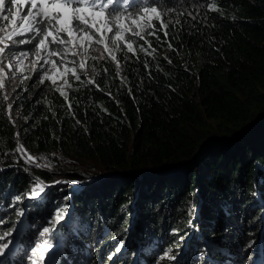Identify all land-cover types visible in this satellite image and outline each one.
Segmentation results:
<instances>
[{
    "label": "trees",
    "instance_id": "trees-1",
    "mask_svg": "<svg viewBox=\"0 0 264 264\" xmlns=\"http://www.w3.org/2000/svg\"><path fill=\"white\" fill-rule=\"evenodd\" d=\"M148 2L177 13L126 51L123 67L103 61L66 96L31 78L17 90L19 131L2 104L0 212L35 178L45 186L5 225L23 220V246L33 222L47 223L42 252L53 264H145L165 234L174 235L167 257L187 248L180 264H264V194L254 187L256 174L264 192V0H215L217 10L211 0ZM17 138L26 152L74 162L35 170ZM119 241L127 249L108 258ZM21 250L9 263L24 260ZM167 257L160 264H174Z\"/></svg>",
    "mask_w": 264,
    "mask_h": 264
},
{
    "label": "snow or ice",
    "instance_id": "snow-or-ice-1",
    "mask_svg": "<svg viewBox=\"0 0 264 264\" xmlns=\"http://www.w3.org/2000/svg\"><path fill=\"white\" fill-rule=\"evenodd\" d=\"M116 2L117 0H0V89L5 87V67L11 73L9 78L14 79L16 77L15 69L17 64H22L23 59L27 58L30 54L28 51L21 50L18 53L13 51L18 45H32V54L40 57V60L43 62L40 65V69L34 70H42L44 75H47L51 71V68H44V64L52 63L53 66H56L55 62L50 60L51 57H57L60 66L76 63L75 60H67L69 53L68 45H72L71 54L73 56H85L89 54L94 42L104 44V51L110 52L111 50L105 42L106 32L111 34L108 38L114 46L119 47L118 41L124 40L127 51L133 52L132 37L139 36L140 39H145V37L132 29L128 38L125 39V36L122 35L123 24L112 25V20H117L123 15L111 10V6ZM211 4L212 10H217L215 8V0H211ZM161 7L158 4L157 6L147 5L142 8L144 14H150L144 17L146 23L141 26L143 29L152 28V31L147 33L148 35H156L157 29L155 25L150 23L153 18L161 21V28H167V24L162 21V15L172 9H164L162 12L159 10ZM13 8L17 10L15 13L13 12ZM21 8L25 10L21 12ZM137 11H141V9H137ZM9 25H11L10 29ZM164 35L167 37L166 31ZM24 37L27 38L25 39ZM85 42H87L88 46H85ZM145 43L149 42L145 40ZM168 46L171 47V44ZM77 47L81 48L82 52L76 51ZM92 50L100 51L98 48H92ZM140 50L144 51L142 47ZM41 53H44V55H41ZM87 58L96 59L97 57L88 55ZM36 63L38 61H33L34 65ZM79 67L80 69H84L85 63L83 61L80 62ZM65 72H71L77 81L80 80V76L76 75L74 67H65ZM49 79L52 78L49 77ZM40 83H44L43 78H40ZM52 83L55 84L56 80L52 79ZM64 83L68 84V81L65 80ZM69 87H71L70 84ZM57 91H60L62 96H66L61 89H57ZM4 99L7 100L8 97L5 95ZM16 151H22V146L18 147ZM24 158L26 163L35 164L36 167H49L48 164L41 165L38 163V159L41 158L32 157L30 154H25ZM44 191L45 186L43 182L36 180L31 191L27 194V198H39ZM15 200L19 202L21 196H16ZM63 211L64 209L61 208L57 212V221L61 218ZM22 214L20 213V215ZM49 231L50 229L45 227L41 236ZM10 235V232H0V255H3L5 249L9 247L11 241L8 237ZM42 249L44 251L47 250L44 244L37 245L32 249V256L37 257L39 253V259L42 260ZM119 250L117 248L116 251L118 252ZM170 251L171 249H169ZM167 255L165 253V256ZM169 258L175 259V257ZM32 264H36L35 259H33Z\"/></svg>",
    "mask_w": 264,
    "mask_h": 264
},
{
    "label": "rangeland",
    "instance_id": "rangeland-1",
    "mask_svg": "<svg viewBox=\"0 0 264 264\" xmlns=\"http://www.w3.org/2000/svg\"><path fill=\"white\" fill-rule=\"evenodd\" d=\"M147 1V5H151L148 1L151 0H146ZM162 1V0H159ZM119 7H116V9L111 8L112 11L114 12H119L122 13L123 15H121L119 17V19L117 20H112V25L115 26L116 24H123V29H122V35L125 36V39L128 38V35L130 33V31L132 29H134L135 31L139 32L140 35L144 36L146 38V35H148L147 33L151 31L152 28H147V29H143L141 26L143 24L146 23V20L144 19V17H146V15H150V14H144L142 12V5L144 0H141V5L134 6L135 4V0H119ZM137 9H141V11H137ZM164 9H168L166 7L160 8L159 10H161L162 12L164 11ZM25 9L21 8L20 11L23 12ZM17 10L15 8H13V12L15 13ZM177 12L172 9L171 11H167L166 14L162 15V21L164 23H166L167 25H169L168 23L170 21H172V19L174 18V15ZM132 14V15H130ZM150 23L152 25L159 23L161 25V21L160 20H156L155 18H153ZM11 28V25H9V29ZM7 31V30H6ZM109 36H111L110 33H105V42L108 44L109 49L111 50L109 51H104V44H100V43H93L92 44V48H98L100 51H94L92 50V48H90V52L89 54H86L85 56H73L71 54L72 52V45H68L69 47V53L67 55V60L68 61H72L75 60L76 63L75 64H71L68 63L64 66H60L59 61L57 59V57H51L50 60L55 62L56 66H53L52 63H48V64H44L43 67L44 68H51V71L48 72L47 75H44L43 71H35L34 69H40V65L41 63H43L40 60V57H37L36 55L32 54V46L31 45H18L15 49H13V51H16L17 53L19 51H28L30 54L27 58L23 59L22 64H17L15 72H16V77L14 79H10L9 77L11 76V73H9V70L7 67H5V73H6V77H5V87L3 89H0V111L2 110V104H5V116L6 118L10 121V123L15 127V129L17 131H19L20 129V122H22V124H24L25 122H27V118L23 115L21 108L17 105L16 107L14 106L15 103L17 102L15 99L18 97L19 93L17 90L20 88V90H23L24 86L26 85V83L33 78L36 81H40V78L46 79L48 81L52 82V79L56 80L55 85L61 89L66 95L68 93V91L70 90L69 84L72 86L73 82L76 80L75 77L72 75L71 72H65V67L67 68H75L76 70V75H82L85 76L89 79H93L94 76L97 75L98 73V67L99 65L103 62V61H108L110 63H114V66L119 69L121 67H123V62L122 59L124 55V53L127 51V46L124 40L118 41V45L119 47L114 46L111 43V40L108 38ZM25 39L27 37H24ZM132 41H133V45L135 44H141L142 40L139 38V36H133L132 37ZM85 46L87 45V42H85ZM76 51H81L82 49L77 47L75 49ZM41 55H44V53H41ZM90 55L92 57H97L96 59H90L87 58V56ZM114 57V58H113ZM121 57V58H120ZM126 57V56H125ZM33 61H38V63H36L35 65L33 64ZM84 62L85 63V68L84 69H80L79 64L80 62ZM21 69H23V71H21ZM49 77H51L52 79H49ZM67 80L68 84H65L64 81ZM5 95L8 97L7 100L4 99ZM21 140L19 138H17V148L22 146ZM16 154L19 155L20 157H22L25 160V154H30L32 157H36V158H41L38 159V163H40L41 165L43 164H48L49 167H36L35 164H28L29 167H32L35 170L38 169H42V170H53V167L55 166V163L58 161V164H62L64 166L68 165V163L74 162L70 159H65V157L63 156V154L58 152V156L55 157H44L42 155H35L33 153H29L26 152L23 148L22 151L17 152ZM79 167L80 164H75V165H71V167ZM15 167V166H14ZM256 167L260 168V165L258 163H256ZM255 167V168H256ZM262 167V166H261ZM264 169V167H262ZM256 171V169H255ZM38 180L37 178H35V181ZM58 183V184H57ZM56 184H54L55 186L57 185H63L64 183H66V179H59L57 181ZM75 186L79 187L80 185H83L82 183H76L74 184ZM34 185H30L29 190L31 191L32 187ZM254 187L256 189V193L259 195L264 194V192L260 191L258 188V184H257V177L255 174V180H254ZM25 194L23 193L22 196H24ZM41 197V196H40ZM16 195H12L11 196V201L15 200ZM36 199V198H34ZM34 199H28L27 198V194H26V198H23V200H20L18 202L17 206H13V208L8 212L7 215H2V212H0V221H2V223H0V232H10L11 235L8 237V239L11 241L9 247L7 249H5V252L3 255H0V264H11L9 263L10 258L13 256V251L16 253L14 255V257H16V254L19 253V250H21V254H24V260L19 259L18 263L15 264H32L33 259L36 260V264H53L54 260H55V255H51L48 259L45 258V256H43V259H39V253L37 255V257H33L32 256V249L35 248L37 245L39 244H44L45 243H49L48 237H50V235L48 233H45L43 236H41V233L43 232V229L46 227L47 223H45L44 225L37 227L38 223L33 222L32 225H30V228L27 230V240L25 242L24 245H27L26 248L23 246H21L20 241L22 239V236L24 235V231H23V227H22V221L18 222L17 225H12V224H6V220L9 219V216H11V214L13 212H17L16 209L20 208L22 206L27 207L28 204L33 201ZM22 201V202H21ZM16 208V209H15ZM193 210V209H192ZM191 210V211H192ZM59 211V208L56 210V213ZM25 219V218H24ZM19 221V220H18ZM3 224V225H2ZM5 228H8L6 231H3ZM50 229V228H49ZM174 229V228H172ZM57 230L54 229V233ZM172 231H169V233H171ZM57 233V232H56ZM171 234H165V240L166 242L163 243L162 248L161 246H159L155 251H153V253L148 256L147 258L144 259H148V262L153 260V264H160L162 260L165 259V253L169 252V249H171V247L169 246L170 244L173 243V239H174V235L170 236ZM107 237V236H106ZM105 239H102V242ZM125 240V239H122ZM101 243V242H100ZM128 246V242H126L124 244L123 241H119L115 246H114V250H117V248H119L120 250L117 252V254H113L112 256V252L109 251V254L107 257L110 258L112 257L113 259L119 255L124 253L125 249H127ZM24 247V248H23ZM98 247H95V245L93 247H90L89 252L92 253L93 251H95V249H97ZM43 251V249L41 250V252ZM172 251V249H171ZM170 251V252H171ZM175 251V250H174ZM185 251V252H184ZM184 251L181 253L177 252L175 253V259L173 260L174 264H180L179 262V258H182L184 255L186 256L188 250L186 247H184ZM151 252V251H150ZM43 255L45 252H42ZM169 255V254H168ZM163 257V259H162ZM172 257V256H171ZM84 258V257H83ZM90 261H94L96 260L93 254H90L89 257ZM111 258V259H112ZM169 258V257H167ZM246 259V258H245ZM148 262H146L145 264H148ZM85 264H87V261H84ZM90 264V263H88ZM134 264H139L137 262H134Z\"/></svg>",
    "mask_w": 264,
    "mask_h": 264
},
{
    "label": "bare ground",
    "instance_id": "bare-ground-1",
    "mask_svg": "<svg viewBox=\"0 0 264 264\" xmlns=\"http://www.w3.org/2000/svg\"><path fill=\"white\" fill-rule=\"evenodd\" d=\"M118 1V0H117Z\"/></svg>",
    "mask_w": 264,
    "mask_h": 264
}]
</instances>
